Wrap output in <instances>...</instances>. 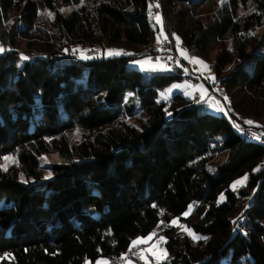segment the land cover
I'll use <instances>...</instances> for the list:
<instances>
[{
	"label": "trees",
	"instance_id": "obj_1",
	"mask_svg": "<svg viewBox=\"0 0 264 264\" xmlns=\"http://www.w3.org/2000/svg\"><path fill=\"white\" fill-rule=\"evenodd\" d=\"M149 11L160 14L171 46L175 33L206 60L216 49L218 83L239 89L223 101L230 118L178 92L157 100L187 76L181 67L144 79L127 55L72 57L76 42L151 43ZM0 44L8 47L0 53V165L14 156L0 169V264L110 261L154 230L170 255L160 264H264V144L234 126L264 131L237 121L264 109V0H0ZM233 60L245 63L222 74ZM136 117L137 125L127 120ZM74 128L83 134L70 143L65 132ZM218 148L227 155L213 171ZM50 153L60 161L45 179L35 163ZM249 194L235 215L238 196Z\"/></svg>",
	"mask_w": 264,
	"mask_h": 264
},
{
	"label": "rangeland",
	"instance_id": "obj_2",
	"mask_svg": "<svg viewBox=\"0 0 264 264\" xmlns=\"http://www.w3.org/2000/svg\"><path fill=\"white\" fill-rule=\"evenodd\" d=\"M73 7V5H69V6H63L61 7V10L63 9V12L66 13L68 12L71 8ZM48 15V12H46ZM157 12H153V11H149L148 12V19L150 20V24L152 26V28H154L155 34H154V38L152 40L151 43H148L145 46L142 45H135V44H130V43H123V42H109L105 39H102L100 42H96V43H89L87 41L84 42H76V43H72L70 45V49H71V54L72 57H76L79 60H83V61H87L90 59H99V58H103V57H110V56H120V55H127L130 56V59L128 60V65L135 67L137 69H139L142 72V76L144 79H147L148 77H150L154 71L157 70H162L164 69V62L159 58H153V56L151 54H148L146 52L147 49L150 50L151 53L156 52L157 50H160V47L162 46V42L164 39H169L167 34L165 33V31L163 30V35H161V29H163L162 27V22L161 23H157L156 19H155V15ZM49 18V15H48ZM162 21V20H161ZM160 36L159 41L157 40V37ZM176 36V35H175ZM167 37V38H165ZM174 39V46H175V51L178 54V56L180 55V49H185L187 50L185 47H183L180 43L179 45H177L176 39L173 36ZM25 40L20 39L18 40V49H21L24 44H25ZM0 46H2L5 51L8 49L7 46L0 44ZM109 49H113V50H122L120 51L119 55H109L108 54V50ZM3 51V52H5ZM0 52V53H3ZM215 52L216 49H212L209 53V59L206 60L204 58H202L200 55L196 54V53H192L189 52L187 50L188 56L192 57H198L200 59H202L203 61L206 62V64L209 66L207 69L203 68L201 65L199 64H195L192 63L190 61V59H185V61H188L191 65H194L196 67L195 70H193V75L195 76H200L201 78L205 79L207 81L208 84H211L213 86V90L215 92L222 91L221 94V98L224 102H227L224 97H235L238 93H239V89L238 88H233L230 90H224L222 88V86L218 83V80L216 78V74L213 70V60H214V56H215ZM259 52H263V50H259ZM145 53V54H143ZM82 57H90L89 59H84ZM132 61H140L141 63L138 64H133ZM240 63H245L242 60H233L232 62L228 63L224 69L222 70V74H225L227 72L230 71V69H232L234 66L240 64ZM178 66L183 67V65L181 63H178ZM183 74L185 75L186 71L183 68L182 70ZM212 77H215V79H212ZM208 87L206 84H204L200 79L199 80H193L191 77H189L188 75L185 77H182L180 80H176L171 82L170 84H168L167 86H165L164 88H162L159 92H158V97L157 100L158 101H167L168 98L173 94V93H181L183 94L186 98H193L194 94L197 93L199 95L200 100H203L205 98V102L208 105L206 108L207 112L213 113V114H218V115H225L226 117L230 118V114L228 111V108H223V111H220L219 109L221 108L220 103L218 104V102L216 101V99L214 98V96L211 93H208ZM257 117H254L251 114L247 115V114H240L239 116H242L243 118H245V120H252L254 123L253 124H264V109H257ZM139 116V115H138ZM144 115L142 114L141 117H143ZM140 117H136V118H128V122L130 124H134L137 125L138 121L137 119H139ZM236 124V123H235ZM237 125V124H236ZM234 125V126H236ZM236 128L238 129V131L240 133H242L241 129L239 127L236 126ZM67 139L70 143H74L79 141V139L82 137V130L74 128V129H69L66 130L65 132ZM227 155V150L226 149H222V148H218L216 150V152L214 153V155L208 160V168L210 170H213L215 164H217L218 162H220L221 160H223ZM4 157H10L12 159L10 160H4ZM14 160V156L13 155H5L2 158L1 161V165H9L11 163H13ZM60 159L59 157L55 154V153H50V154H45L39 157V160L35 163L44 173L45 177L49 176V168L50 165L54 162H59ZM214 171V170H213ZM245 177L244 175L238 176L236 178H234L231 183H230V188H232L233 190H237V188L241 185H236L235 188L232 186L233 183L237 180H240L241 178ZM18 178L20 180L25 181L26 179L24 178L23 175H19ZM31 180V179H30ZM245 182V181H244ZM244 184V183H243ZM251 194L247 195V196H238L239 199V204L238 207L236 208V212L235 215H237L242 209L243 207L248 203V201L250 199H248V197H250ZM223 199V195H220L218 197V200L221 201ZM189 208L185 211L188 212ZM184 212V213H185ZM173 219H177V218H172ZM171 220V221H172ZM177 224L180 225V229L182 231V233H186L189 236H192V234H189L187 231L184 230V227L177 219ZM163 224L160 225L158 228H162ZM155 232L151 231L149 233ZM149 233L145 234V235H139L134 237L132 240L136 239L137 237H147L149 235ZM163 236V234H159L155 232V236H153L151 238V240L147 241V242H141L138 243L136 246L132 247L131 250H133V254L132 256L123 254V256H126V260L123 264H160L163 260H166L169 258V254L167 252V249L164 245V241L160 240V237ZM164 237V236H163ZM131 240V241H132ZM131 243V242H130ZM155 245V247H153ZM130 246V244H129ZM128 249H130L128 247ZM143 250V252H142ZM166 252V257L163 260H157L156 256L154 255V253H161V251ZM145 256V259H141V255ZM97 261H104L106 262V264H110V261L107 257H102L99 256L98 258H96L93 262V264H97Z\"/></svg>",
	"mask_w": 264,
	"mask_h": 264
},
{
	"label": "built area",
	"instance_id": "obj_3",
	"mask_svg": "<svg viewBox=\"0 0 264 264\" xmlns=\"http://www.w3.org/2000/svg\"><path fill=\"white\" fill-rule=\"evenodd\" d=\"M171 45L168 39H164L162 42V46L160 47V50H157L156 52L151 53L149 49L146 50L148 54H151L153 58L159 57L163 62H164V68L168 71H173L176 70L178 66V63H181L186 71V74L191 77L193 80H201L203 83L206 84V80L201 78L200 76H195L193 75V70L196 69L194 65H191L188 61H185L184 59H181L178 54L171 49ZM198 100L197 96L193 99L194 102ZM216 100L218 103H220L221 107L226 108L225 103L223 102L221 98V94L216 95ZM237 121L240 124L245 123V118L242 116L237 117ZM242 135L248 139H254L258 142H261L264 144V131H258V130H253L250 128H241ZM259 137V139H257ZM126 255L132 256L133 250L128 249L126 252ZM124 253V254H125ZM126 260V256H119L116 258H113L110 260V264H123Z\"/></svg>",
	"mask_w": 264,
	"mask_h": 264
},
{
	"label": "snow or ice",
	"instance_id": "obj_4",
	"mask_svg": "<svg viewBox=\"0 0 264 264\" xmlns=\"http://www.w3.org/2000/svg\"><path fill=\"white\" fill-rule=\"evenodd\" d=\"M220 2L223 3V0H220ZM149 7L151 8V5ZM156 7L158 8L159 7V4H157ZM61 11H63V9ZM48 15L51 16L52 13H48ZM155 19H156V22L157 23H161L162 22L161 21L160 14L158 12L155 15ZM161 35H163V29H161ZM172 35L175 37L176 42H177V45H179L180 38L178 36H175V33H173ZM165 38H167V37H165ZM159 39H160V36L157 37V40L158 41H159ZM3 51H5V49L2 46H0V52H3ZM120 51H122V50L109 49L108 50V54L109 55H113V54L119 55L120 54ZM180 55L183 56L185 59H190V61L192 63L201 65L205 69H207L209 67L206 64V62L203 61L202 59H200L198 57H195V56L189 57L188 56V53H187V50H185V49H180ZM82 58L89 59L90 57H82ZM21 59L27 60L28 57L27 56H24L23 54H21ZM132 63L133 64H138V63H141V62L140 61H132ZM212 79H215V77H212ZM128 95L131 96L132 94L129 93ZM224 99L227 101L228 100V97L225 96ZM219 110L220 111H223V108L221 107ZM168 115H171V113H168ZM245 123L252 124L254 122L252 120H246ZM236 126L238 127V125H236ZM257 139H259V137H257ZM10 159H12V158H10V157H4V160H6V161L7 160H10ZM0 169L7 170V166L6 165H0ZM50 176H51V173H49V176L48 177H45V179L50 178ZM246 176H247V174H245V177L241 178L240 180L235 181L232 186L235 188L236 185H242L244 183V181L246 180ZM255 191H256V189H253V192H255ZM221 195H223V194H221ZM248 199H251V197H248ZM191 207L192 206L189 205V210L191 209ZM247 207H248V205H245V208H247ZM183 215L184 216H187V215H189V212H185V213H183ZM177 219H173L170 223L176 224L177 223ZM161 223H163V222H161ZM233 223H235V221H233ZM184 230L187 231L189 234H192L191 229L187 228L186 226L184 227ZM153 236H155V232L149 233V235L147 237H137L136 239L132 240L131 243H130V246H129L130 250L132 249V247L136 246L138 243L147 242V241L151 240V238ZM194 238H196V237H194ZM200 239H207V237H200ZM160 240L161 241L165 240V237L161 236L160 237ZM153 247H155V245ZM142 252H143V250H142ZM5 255H8V254H5ZM154 255L156 256V259L159 261V260L165 259L166 252H164L162 250L161 253H159V254L154 253ZM2 258L3 257H0V259H2ZM140 258L141 259H145V256L142 254ZM97 264H106V262H104V261H97Z\"/></svg>",
	"mask_w": 264,
	"mask_h": 264
},
{
	"label": "crops",
	"instance_id": "obj_5",
	"mask_svg": "<svg viewBox=\"0 0 264 264\" xmlns=\"http://www.w3.org/2000/svg\"><path fill=\"white\" fill-rule=\"evenodd\" d=\"M171 49L172 50H174L175 51V46H174V44L172 45V47H171ZM176 52V51H175ZM180 58L181 59H184L183 57H181L180 56ZM205 84V83H204ZM206 84H208L207 83V81H206ZM208 87V93H211L213 96H214V98L216 99V95L217 94H219L218 92H215L214 90H213V86L211 85V87H209V86H207ZM221 94V93H220ZM197 96V98H198V100L196 101V103L198 104V106H199V108L200 109H202V110H204V111H206L207 109L206 108H208L207 106V104H206V100H205V98L203 99V100H200V98H199V95L197 94V93H195L194 94V97L193 98H191V99H194L195 97ZM217 101V100H216ZM219 104V103H218Z\"/></svg>",
	"mask_w": 264,
	"mask_h": 264
}]
</instances>
